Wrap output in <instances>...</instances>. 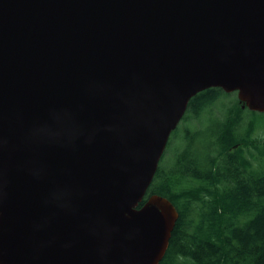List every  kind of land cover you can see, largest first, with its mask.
<instances>
[{
  "label": "water",
  "instance_id": "1",
  "mask_svg": "<svg viewBox=\"0 0 264 264\" xmlns=\"http://www.w3.org/2000/svg\"><path fill=\"white\" fill-rule=\"evenodd\" d=\"M211 88L264 114V0H0V264H160L143 201Z\"/></svg>",
  "mask_w": 264,
  "mask_h": 264
},
{
  "label": "trees",
  "instance_id": "2",
  "mask_svg": "<svg viewBox=\"0 0 264 264\" xmlns=\"http://www.w3.org/2000/svg\"><path fill=\"white\" fill-rule=\"evenodd\" d=\"M225 95L211 88L190 100L185 123L201 125L210 112L215 130L170 169L159 165L143 201L165 197L180 215L160 264H264L263 114L242 109L238 98L215 114Z\"/></svg>",
  "mask_w": 264,
  "mask_h": 264
},
{
  "label": "rangeland",
  "instance_id": "3",
  "mask_svg": "<svg viewBox=\"0 0 264 264\" xmlns=\"http://www.w3.org/2000/svg\"><path fill=\"white\" fill-rule=\"evenodd\" d=\"M236 100V93L226 94L217 106L213 108L214 113H219L218 109L220 110L221 108L223 109L226 106H230L236 102ZM206 114L207 115L204 116L201 125H188L184 120L180 122L177 129L170 136L168 146L160 162V167L164 166L165 169L173 167L176 155L187 149L189 147L188 145H190V148L192 149H197L202 143L209 142L210 136L215 130V119L214 117L211 118L209 116L210 112ZM251 116V112H244V118L246 121H249ZM259 124L264 126V114L263 118L259 121Z\"/></svg>",
  "mask_w": 264,
  "mask_h": 264
}]
</instances>
